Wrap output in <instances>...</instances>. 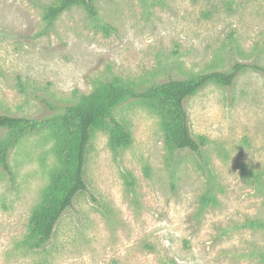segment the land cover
Wrapping results in <instances>:
<instances>
[{
    "label": "rangeland",
    "instance_id": "obj_1",
    "mask_svg": "<svg viewBox=\"0 0 264 264\" xmlns=\"http://www.w3.org/2000/svg\"><path fill=\"white\" fill-rule=\"evenodd\" d=\"M56 0H0V114L48 119L117 82L264 67V0H96L48 26ZM203 158L170 147L159 114L139 101L114 116L131 133L114 150L104 130L86 154L79 194L40 247L30 217L58 166L49 133L29 135L0 169V264H264V75L210 84L185 102ZM8 131L0 129V141Z\"/></svg>",
    "mask_w": 264,
    "mask_h": 264
},
{
    "label": "trees",
    "instance_id": "obj_2",
    "mask_svg": "<svg viewBox=\"0 0 264 264\" xmlns=\"http://www.w3.org/2000/svg\"><path fill=\"white\" fill-rule=\"evenodd\" d=\"M95 2L96 0H56L45 8L44 21L50 27L63 13L79 6L95 17ZM247 70L264 75L263 66L235 63L226 72L215 71L190 79L170 80L143 90L111 82L91 94L83 95L77 103L66 106L62 113L48 119L0 114V129L8 131V136L0 141V169L9 175H12L11 152L23 138L47 132L55 141L54 152L58 166L50 174L49 184L30 217L34 246L40 248L48 244L59 221L73 206L75 198L89 192L85 166L92 133L95 130L108 132L110 146L116 151L131 145L130 131L114 116L118 107L129 101H139L149 106L161 117L170 147L178 151H189L202 159L206 139L197 140L192 135L186 100L210 84L230 87ZM247 225L264 230V220H249Z\"/></svg>",
    "mask_w": 264,
    "mask_h": 264
}]
</instances>
